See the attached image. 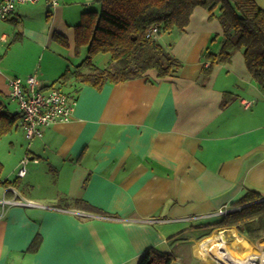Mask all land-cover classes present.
Masks as SVG:
<instances>
[{
  "label": "crops",
  "instance_id": "crops-1",
  "mask_svg": "<svg viewBox=\"0 0 264 264\" xmlns=\"http://www.w3.org/2000/svg\"><path fill=\"white\" fill-rule=\"evenodd\" d=\"M254 2L264 12V0ZM89 10H98L94 0L39 1L16 5L0 21V108L14 117L0 139L1 180L16 182L0 186V200L20 203L6 205L0 218V264H138L150 248L171 253V264H220L222 241L236 256L255 252L264 237L205 228L247 190L264 196V92L241 52L200 84L202 54L221 41L204 9L193 10L182 33L158 37L182 64L177 76L158 80L149 71L99 91L71 81L64 87L74 97L71 119L24 139L8 80L34 75L48 90L77 66L85 53H75L74 28ZM97 58L103 67L106 57ZM227 92L234 99L221 108ZM25 155L37 163L17 178Z\"/></svg>",
  "mask_w": 264,
  "mask_h": 264
},
{
  "label": "trees",
  "instance_id": "trees-1",
  "mask_svg": "<svg viewBox=\"0 0 264 264\" xmlns=\"http://www.w3.org/2000/svg\"><path fill=\"white\" fill-rule=\"evenodd\" d=\"M98 10L81 15L75 26V53L84 50V57L73 69H66L51 87H65L69 82L101 90L106 84H118L140 79L149 71L156 79L177 76L182 64L158 42L164 33H182L188 26L195 8L208 12L221 28V41L216 52L206 50L202 59L208 64L201 70L200 84L207 81L213 66L228 64L236 52L243 55L244 66L252 81L264 92V12L254 0H94ZM151 27L157 28L155 37H146ZM54 35V39H60ZM106 57V64L98 67L94 60ZM71 82V83H72ZM59 89V88H58ZM74 100L69 91L64 92ZM234 99L232 93H224L220 107H227ZM14 117L0 108V139L12 130ZM8 188L16 182L2 181ZM68 205V199L60 200ZM87 212H101L85 202L74 201ZM238 228L251 241L264 237V196L257 191L246 194L232 205V210L209 224L207 231ZM181 237V236H180ZM179 239L171 237L169 243ZM32 245L31 248H33ZM171 253L150 248L141 256L138 264H171Z\"/></svg>",
  "mask_w": 264,
  "mask_h": 264
},
{
  "label": "built area",
  "instance_id": "built-area-1",
  "mask_svg": "<svg viewBox=\"0 0 264 264\" xmlns=\"http://www.w3.org/2000/svg\"><path fill=\"white\" fill-rule=\"evenodd\" d=\"M44 1L52 5L57 4V0H1L0 1V21L6 20L18 4L36 3ZM156 27H151L146 37H155ZM9 96L17 103L21 117V129L25 140L31 141L41 138L43 132L55 123L67 122L72 117L74 100H71L60 89L50 87L44 90L34 75L27 77L24 81L19 79H9ZM248 103H244L247 108ZM29 162L37 163V160L25 155L19 165L17 178H23L26 174V167ZM20 204L19 202L2 199L0 200V218L6 205ZM227 210L219 211L217 215L224 216ZM223 253V250H218ZM248 257V258H247ZM244 260L234 262L228 259L227 255L222 257L220 264H264V247L248 255ZM229 260V261H228Z\"/></svg>",
  "mask_w": 264,
  "mask_h": 264
},
{
  "label": "bare ground",
  "instance_id": "bare-ground-1",
  "mask_svg": "<svg viewBox=\"0 0 264 264\" xmlns=\"http://www.w3.org/2000/svg\"><path fill=\"white\" fill-rule=\"evenodd\" d=\"M222 240H223V239H222ZM245 246L247 247V245H245ZM262 247H264V240L257 242V246H256V250H255V251H258V250L261 249ZM217 248H218V250H223V253H222V254L219 253V252H216L217 256L220 257L221 259H222V257H224V256H226V255H227V257H228L229 260L234 261V262H238V261H240V260L242 261V260L248 258L246 255H244V256H239V255L236 256V255H234V254H231V253L227 252V250H226V246H225V244H224L223 241L218 245ZM246 257H247V258H246ZM229 260H228V261H229Z\"/></svg>",
  "mask_w": 264,
  "mask_h": 264
},
{
  "label": "rangeland",
  "instance_id": "rangeland-1",
  "mask_svg": "<svg viewBox=\"0 0 264 264\" xmlns=\"http://www.w3.org/2000/svg\"><path fill=\"white\" fill-rule=\"evenodd\" d=\"M169 34V33H168ZM164 36H163V38H162V41H163V39H164V37H166L165 35H166V33H164L163 34ZM161 40V39H160ZM167 49V48H166ZM98 59V58H97ZM95 63H97V60H95ZM76 64V63H75ZM74 64V65H75ZM56 88H59L60 90H62L63 92H68V90L66 89V88H64L63 86H61V85H56ZM0 145H3V144H0ZM1 147V146H0ZM3 152H7L8 151V147L7 146H3ZM0 155H1V152H0ZM12 156V158H11V160H13V155H11ZM30 163H33V162H29L28 163V165L30 164ZM34 164V163H33ZM18 171V170H17ZM17 171H16V174H17ZM229 241V240H228ZM227 247H228V249L230 250V251H232V252H234V250H235V247L234 246H232V245H230L229 243L227 244Z\"/></svg>",
  "mask_w": 264,
  "mask_h": 264
}]
</instances>
